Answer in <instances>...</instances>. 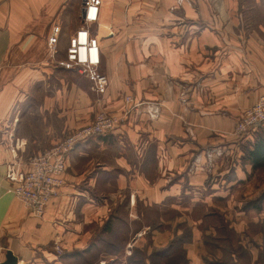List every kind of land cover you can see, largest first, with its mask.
Returning <instances> with one entry per match:
<instances>
[{
  "label": "crops",
  "instance_id": "1",
  "mask_svg": "<svg viewBox=\"0 0 264 264\" xmlns=\"http://www.w3.org/2000/svg\"><path fill=\"white\" fill-rule=\"evenodd\" d=\"M84 7L0 0V263L10 250L17 264H134L179 243L186 264H264V165L249 156L264 124L235 132L264 95V0H102L89 23ZM82 27L100 44L104 94L56 62ZM100 110L123 121L74 148L34 215L8 169Z\"/></svg>",
  "mask_w": 264,
  "mask_h": 264
},
{
  "label": "built area",
  "instance_id": "2",
  "mask_svg": "<svg viewBox=\"0 0 264 264\" xmlns=\"http://www.w3.org/2000/svg\"><path fill=\"white\" fill-rule=\"evenodd\" d=\"M176 1L177 4L190 2ZM101 4L102 0H85V23L98 20ZM60 33V25H54L48 38V50L53 55L58 52ZM56 62L64 69L75 70L86 76L92 82L91 88L96 93L106 92L109 78L101 70L100 44L88 28L82 27L75 32L69 40L66 55ZM126 99L131 101L132 97L127 96ZM147 113L151 118H157L161 113L159 104L147 105ZM122 121L123 118L100 110L92 122L69 132L52 146L35 155L29 161L26 171L8 169L7 178L15 181V196L34 215L42 216L47 204L57 195L58 188L63 183L62 174L67 169L68 157L74 148L92 137L106 135L116 129ZM261 124H264V95L243 112L236 123L235 132L243 134Z\"/></svg>",
  "mask_w": 264,
  "mask_h": 264
},
{
  "label": "trees",
  "instance_id": "3",
  "mask_svg": "<svg viewBox=\"0 0 264 264\" xmlns=\"http://www.w3.org/2000/svg\"><path fill=\"white\" fill-rule=\"evenodd\" d=\"M249 156L253 161L254 167L264 165V133L260 134L256 139L253 149L250 150ZM175 250L169 254V247L155 250L151 255L141 252L137 258L133 259L134 264H161V259L164 258L166 261L164 264H186L187 258L185 250L181 245L175 244ZM136 251L133 252L134 255ZM175 252V253H174Z\"/></svg>",
  "mask_w": 264,
  "mask_h": 264
},
{
  "label": "water",
  "instance_id": "4",
  "mask_svg": "<svg viewBox=\"0 0 264 264\" xmlns=\"http://www.w3.org/2000/svg\"><path fill=\"white\" fill-rule=\"evenodd\" d=\"M84 5H85V0H84ZM86 14V9L84 7L83 10V17ZM18 263V258L12 253V251L8 250L6 253V259L1 262L0 264H17Z\"/></svg>",
  "mask_w": 264,
  "mask_h": 264
},
{
  "label": "rangeland",
  "instance_id": "5",
  "mask_svg": "<svg viewBox=\"0 0 264 264\" xmlns=\"http://www.w3.org/2000/svg\"><path fill=\"white\" fill-rule=\"evenodd\" d=\"M73 71H75V70H73ZM75 72H76L77 74H80V73H78L77 71H75ZM104 248H106V247H104ZM165 261H166V260H165L164 258H162V259H161V264H164Z\"/></svg>",
  "mask_w": 264,
  "mask_h": 264
}]
</instances>
